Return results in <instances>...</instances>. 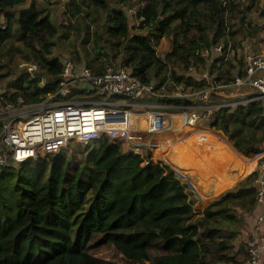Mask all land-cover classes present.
Wrapping results in <instances>:
<instances>
[{"label":"trees","instance_id":"trees-1","mask_svg":"<svg viewBox=\"0 0 264 264\" xmlns=\"http://www.w3.org/2000/svg\"><path fill=\"white\" fill-rule=\"evenodd\" d=\"M27 3L0 0V82L14 76L13 64L1 55V48L14 37V25L38 70L36 74L27 70L12 87L0 89L13 90L6 100L22 97L25 105H39L62 87L65 65L53 51L67 38V26L35 1ZM67 4L96 24V56L121 58V67L146 84L163 85L171 68L179 84L196 91L202 87L200 75L191 68L209 70L202 53L229 40L244 41L241 37L238 41L240 30L251 26L249 9L239 0H67ZM127 9H135L137 25H131ZM165 38L172 40V48L161 59L157 46ZM88 41L86 37L83 42ZM242 58L237 65L229 61L224 66L218 81L230 84V89L214 94L212 104L236 100L231 86L236 74L244 75ZM175 68L188 77H177ZM1 97L0 110L5 105ZM168 102L182 104L176 99ZM204 126L222 132L244 158L264 151L261 102L240 104L234 111L216 108ZM196 139L202 147L221 141L208 132L192 140ZM85 148L80 154L66 151L0 166V264H244L249 258L248 247L237 249L235 241L258 207V172L201 211L180 165H175L177 172L167 163L150 160V151L136 155L108 136L93 139ZM235 163L239 173L221 182L223 187L211 196L232 187L249 171L241 172V161ZM108 246H114L125 263L98 255Z\"/></svg>","mask_w":264,"mask_h":264},{"label":"built area","instance_id":"built-area-1","mask_svg":"<svg viewBox=\"0 0 264 264\" xmlns=\"http://www.w3.org/2000/svg\"><path fill=\"white\" fill-rule=\"evenodd\" d=\"M241 56L244 75L236 74L231 86L236 100L212 104L214 94L223 95L224 89H230V84L218 81L224 66L229 61L237 65ZM202 57L207 59L209 70L191 68L200 75L202 87L197 91L176 85L171 88L167 83L146 84L132 70L110 64L98 74L89 68L77 70L71 62L64 67L61 89L39 105H25L22 97L15 102L6 100L11 93L0 90L5 102L0 110V166H18L40 155H56L68 151L74 141L89 143L102 136L123 142L142 157L150 151L153 154L150 160L157 162L155 151L160 143L154 141L169 130L174 118L180 117L184 128L189 126L197 131L212 118L216 108L235 110L240 104L253 102L264 106V53L254 51L248 41L229 40L205 50ZM72 87L77 94H73ZM173 99L182 104H170L168 101ZM152 109L166 113L148 111ZM256 185L260 205L264 201V162L259 164ZM263 220L264 212L258 224ZM260 248L248 244L249 258L244 264H260Z\"/></svg>","mask_w":264,"mask_h":264},{"label":"rangeland","instance_id":"rangeland-1","mask_svg":"<svg viewBox=\"0 0 264 264\" xmlns=\"http://www.w3.org/2000/svg\"><path fill=\"white\" fill-rule=\"evenodd\" d=\"M32 1H35L36 5L46 11H50L52 15L56 17V20L59 22H63L66 24L67 29L65 30L67 34V38L59 41L57 44V47L53 51V57L59 58L64 65L66 63L71 62L77 70H80L82 68H88L89 64H91V67L89 69H92L93 71L98 72V70H102L105 68L107 64L113 65L114 67H121L120 61L121 58H118L117 60L114 59L113 56H96L95 48V37L94 33L96 30V24L91 21L90 18H87V14L83 15H77L75 12V7L72 5L70 6L67 4V0H28V5ZM239 2L243 5V8H248L249 11L247 12L248 15V22L251 23V26L243 28V30H240V34L238 37V41H240V37L245 40H248L249 43H251L254 46V50L260 53H264V0H239ZM127 14L130 18L131 25L135 26L137 25V21L134 19L135 16V9L134 10H128ZM87 27L90 28V30L87 29ZM16 25H14L12 32L14 34V37L9 42V44L6 47L1 48V55L3 59L10 60L13 64L14 68V76L12 78H7L0 82V86L4 87L5 89H8V87H12L14 84V81L17 79V77H20L23 73H25L27 70L30 73L36 74L37 72V65L31 60L30 55L26 48L24 47L23 42L19 38V32L16 30ZM90 32V35L88 34ZM134 33L137 31L134 30ZM243 36V37H242ZM88 37V42L84 43L83 41ZM239 43V42H236ZM172 48V40L169 38H165L160 41L159 45L157 46V55L159 58L164 59L165 55L171 51ZM7 55V56H6ZM80 57L81 62L77 63V59ZM30 60V61H28ZM88 66V67H87ZM177 77H188V73L183 72L181 68H175ZM168 74V80L166 83L168 84V87L173 88V86H183V84H179V82L173 78L172 69L169 68ZM161 82V81H160ZM160 82H154L155 84H160ZM43 85V84H42ZM165 88L168 92V88L165 85ZM1 90V89H0ZM191 91V89H190ZM12 93L11 91H4ZM73 94H77L74 90V87H72ZM105 100L107 98H98ZM44 103V102H42ZM149 112H160V113H166L164 110L159 109H152L148 110ZM232 111L234 109L232 108ZM176 121V122H175ZM182 122V119L180 117H176L172 120L171 127L169 130L163 134H161L157 140L154 141V143H160V138L162 139V136H164L165 142H167L164 147L159 146L158 150L155 151V156L158 161H162L164 163H167L170 165L173 169L176 170L175 165H181L186 166L189 168L192 163L196 161L197 153L200 150L201 143L198 139L192 140L195 138L196 135H199L201 133H211L216 137L217 139H220L221 141L215 142L212 145L216 147L219 152L216 154L213 153V155L209 154V148L207 147L204 154L205 156H210V158L215 159L216 163L221 165L223 167L222 170H225L227 167V170L229 169V165H235L236 161H241L242 170L241 172L245 170H249L250 168L255 169L256 168V162L250 163L249 161L257 160L258 167L255 171L258 172L259 170V164L262 163V160L264 158V151L259 156L253 158V159H243L241 155H238V153L233 149V146L231 147L227 143V138L222 132L215 131L213 129H209L208 127H201V130L193 131V129L187 130L186 128L178 127V124ZM202 126V125H200ZM200 128V127H199ZM78 140V139H76ZM229 142V141H228ZM85 141H74L68 150V152L72 153L77 150V153H82L85 151ZM196 149V150H195ZM236 153V154H234ZM209 154V155H208ZM222 154L223 157H219L218 155ZM188 156H191V160L189 161ZM209 158V157H208ZM217 158V159H216ZM202 159V158H201ZM212 159H209L212 161ZM174 162V164H173ZM250 165V166H248ZM255 165V166H253ZM252 169V170H253ZM177 171V170H176ZM226 171V170H225ZM178 172V171H177ZM253 173V172H252ZM228 171L225 172V175L228 176ZM208 176L206 180L210 182V185H214L212 187V190H209L211 193L214 190H217L223 185L219 184L217 185L219 180V174L215 173L214 171H211L208 168H205L204 176ZM247 175V174H246ZM245 178H242V180L238 181L239 183L243 181ZM251 175V174H250ZM231 178V176L228 177V179ZM228 179H222L221 182L227 181ZM192 182H196L194 179H190ZM237 182V183H238ZM238 183V184H239ZM237 184V185H238ZM217 185V186H216ZM236 185V186H237ZM235 186V187H236ZM233 187V188H235ZM233 188L224 189L222 191H218L216 196H210L211 199H204L202 195L205 197L204 191L201 195L199 192V204L196 206L197 210L203 211L209 202L212 200L220 197L223 193L226 191H229ZM261 215H252V217H249L247 219V223L245 224L241 235L238 237V239L235 241V245L237 249H240V247H248V244L254 243L255 245L259 246L261 244H264V236H257L254 233L257 232V227H261L264 225V223L258 224L259 218ZM250 220V222H249ZM264 221V220H263ZM98 255L106 260H113L120 263H125V259L122 254H119L114 246H108L105 248H102L99 250ZM263 257V258H262ZM260 259V264H264V254L262 255Z\"/></svg>","mask_w":264,"mask_h":264},{"label":"crops","instance_id":"crops-1","mask_svg":"<svg viewBox=\"0 0 264 264\" xmlns=\"http://www.w3.org/2000/svg\"><path fill=\"white\" fill-rule=\"evenodd\" d=\"M83 69V68H82ZM176 122V121H175ZM181 124V127H183L182 126V123L180 122L179 124H178V127H179V125ZM184 128V127H183ZM164 136H162V139L160 138V146H163L164 147V145L167 143V142H165V141H163L164 140V138H163ZM202 143L204 142V141H201ZM227 143L232 147V145H231V143L230 142H228L227 141ZM205 145H203V147L200 145V150H199V152L197 153V158H196V161L194 162V163H192V165L189 167V168H187L186 166H181L180 165V169H181V171H180V174L184 177V178H186L187 179V181L191 184V186L194 188V190L196 191V193L197 194H199V192L201 193V195H202V193L204 192V191H206L204 194H205V197H204V195H202L203 196V198L204 199H206V200H208V199H211V195H210V192H209V189H211L214 185H210V182H208V180H206V178H208V176L206 175V176H204V172H205V168H208V169H210L211 171H214L215 173H217V174H219V180L221 179H228V177L229 176H231V177H233V176H235L236 174H238L239 173V168L237 167V165L235 166H233V165H231V163H230V167H229V169L227 170V167H226V171H228V176H226L225 175V170H222L223 169V167L221 166V165H219L218 163H216V161H215V159H212V158H210V156H205V154H204V152H205V150H206V148L207 147H211V148H209V154L210 155H213V153H217V152H219L220 150H218L216 147H214L212 144L211 145H207V143H204ZM202 148V149H201ZM233 149H234V147H233ZM196 150V149H195ZM236 151V150H235ZM237 152V151H236ZM238 153V152H237ZM208 154V155H209ZM234 154H236V153H234ZM238 155H240L239 153H238ZM219 157H223V155L222 154H219L218 155V158ZM243 157V156H242ZM202 158V159H201ZM224 158V157H223ZM188 159H189V161H193V160H191L192 158H191V156H188ZM201 159V160H200ZM209 159H212V161L211 160H209ZM217 159V158H216ZM243 159H245L244 157H243ZM246 160V159H245ZM253 162H256V168L258 167V162H257V160H255V161H249V164L250 163H253ZM198 163V164H197ZM173 164H174V162H173ZM175 165V164H174ZM248 166H250V165H248ZM253 166H255V165H253ZM256 168L255 169H249V171L245 174L246 175V177H248L250 174H252V172H256L255 170H256ZM187 172H190V174H189V178L188 177H186V175H187ZM245 175L243 176V177H241V178H239L238 179V181H240V180H242V178H245ZM190 179H194V180H196V182L195 183H197L196 185H197V190H196V188L194 187V182L193 183H191V181H190ZM221 180H220V182L217 184V185H219L220 183H221ZM245 180V179H244ZM237 181V182H238ZM236 182V184L235 185H233L232 187H230V188H233V187H235L238 183ZM216 185V186H217ZM211 187V188H210ZM229 189V188H228ZM211 196V197H210ZM216 196V195H215ZM214 197V196H213ZM263 212H264V201H263V203L262 204H260V205H258V207H257V209H256V211H255V215H261V214H263ZM249 222H250V220H249ZM262 223H264V221L262 222ZM255 235H257V236H264V225H262L260 228L259 227H257V232L256 233H254ZM263 240H264V238H263ZM260 252H261V256L264 254V244H261L260 245ZM263 258V257H262Z\"/></svg>","mask_w":264,"mask_h":264},{"label":"bare ground","instance_id":"bare-ground-1","mask_svg":"<svg viewBox=\"0 0 264 264\" xmlns=\"http://www.w3.org/2000/svg\"><path fill=\"white\" fill-rule=\"evenodd\" d=\"M179 126H181V124H180ZM186 129H187V130H189V129H192V128H191V127H189V126H187V127H186Z\"/></svg>","mask_w":264,"mask_h":264}]
</instances>
